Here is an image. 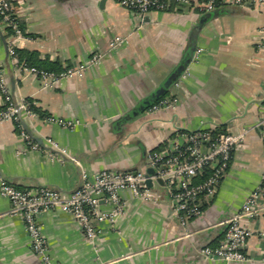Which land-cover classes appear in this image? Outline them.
<instances>
[{
  "label": "crops",
  "instance_id": "obj_1",
  "mask_svg": "<svg viewBox=\"0 0 264 264\" xmlns=\"http://www.w3.org/2000/svg\"><path fill=\"white\" fill-rule=\"evenodd\" d=\"M191 1L194 6L174 4L142 18L119 0H13L24 30L17 48L36 52L61 70L93 51L102 58L84 76L49 86L12 64L6 50L10 36L0 24V68L8 92L13 101L32 100L44 114L34 111L29 118L21 110L29 131L45 146L24 152L17 123L0 121V174L21 188L71 191L82 170H147V153L178 130L255 126L264 115V0L226 3L216 12L202 10V0ZM118 34L124 40L111 46ZM164 93L177 97L176 106L149 110ZM3 102L0 95V106ZM48 116L82 123L70 128ZM263 131L264 126L254 127L235 148L214 198L185 227L171 214L166 194L145 200L128 189L120 193L124 211L114 222L95 221L100 231L94 239L84 236L71 212L41 211L38 220L53 258L63 264H264V208L243 219L250 229L247 260L202 254L204 246L221 244L224 220L263 181ZM51 148L75 160L57 152L53 157ZM102 209L110 205L102 201ZM0 264H44L30 246L23 218L11 212L1 190Z\"/></svg>",
  "mask_w": 264,
  "mask_h": 264
},
{
  "label": "built area",
  "instance_id": "obj_2",
  "mask_svg": "<svg viewBox=\"0 0 264 264\" xmlns=\"http://www.w3.org/2000/svg\"><path fill=\"white\" fill-rule=\"evenodd\" d=\"M256 1L202 0L199 6L202 10L211 11L220 2L247 6L248 2ZM119 3L139 13L142 18L150 11H165L174 4L182 8L195 5L191 0H119ZM0 24L4 30H9L11 33L10 38L8 37V48L12 64L41 77L49 86L62 78L84 76L89 65L98 63L102 58L100 51H93L87 60L59 71L28 65L19 60L15 49L16 40L23 36L24 30L13 0H0ZM124 38L122 35H115L110 40V45L118 46ZM0 95L4 100L0 108V121L13 119L17 123L18 131L26 146L24 152L44 149L45 147L28 133L21 122L22 117L18 114V108H20L29 118L33 116L34 111L30 102L12 100L1 68ZM177 101L176 96L165 97L153 103L149 110L174 108ZM47 119L70 128L82 123L80 119H63L53 116H48ZM260 125L264 126V115L255 126H240L238 130L233 131L220 130L216 126H200L189 131L178 130L173 136L167 138L159 149L147 153V168L154 169L149 178L152 181L158 179L163 181L162 186L165 187L170 200L171 214L181 222L182 226H187L192 219L203 214L232 163L235 148L243 145L250 130ZM50 142L53 147H56L52 140ZM53 152H51L54 154L52 156L55 157L56 154ZM146 171L103 169L88 174L82 170L80 184L71 191L48 186L36 190L21 188L0 174V190L1 194L10 201L11 212L23 218L33 252L44 264H63L53 258L51 247L42 232L38 214L43 210L56 208L69 211L79 221L84 236L94 239L100 231L95 221L107 219L114 222L124 211V202L120 194L122 190L128 189L133 195L145 200L157 199V193L144 185L147 179ZM102 201L108 203L110 209H102ZM263 208L264 175L262 183L248 195L241 207L224 220V238L221 244L204 246L202 254L211 260L220 259L230 262L247 260L245 247L250 236V229L243 219L257 216ZM261 237L264 240V228L261 231Z\"/></svg>",
  "mask_w": 264,
  "mask_h": 264
},
{
  "label": "trees",
  "instance_id": "obj_3",
  "mask_svg": "<svg viewBox=\"0 0 264 264\" xmlns=\"http://www.w3.org/2000/svg\"><path fill=\"white\" fill-rule=\"evenodd\" d=\"M226 3H218L216 8L214 10H211V11H214L216 12V10L221 7L222 5H225ZM204 11H207V10H204ZM6 32V36H9V34H11L9 32V30H5ZM16 49V52L18 54V57H19V60L22 59V58H27L26 62L29 64V65H32V66H36V67H39V68H44V69H47V70H54V71H59L61 70L60 66L57 65V63H54V62H45V61H41L40 59H38V57L35 55L37 54L36 52H33V51H28V50H23V49H19V48H15ZM168 94L167 93H164V94H161L155 101H159L160 99L162 98H165L167 97ZM28 102H30V106L32 108L33 111H36L39 115L41 116H44V114L41 112V110L35 105V103L28 99L27 100ZM2 106H0L1 108ZM219 128V127H218ZM220 130H225V129H222V128H219Z\"/></svg>",
  "mask_w": 264,
  "mask_h": 264
},
{
  "label": "water",
  "instance_id": "obj_4",
  "mask_svg": "<svg viewBox=\"0 0 264 264\" xmlns=\"http://www.w3.org/2000/svg\"><path fill=\"white\" fill-rule=\"evenodd\" d=\"M6 50H7V54H9V48H8V42L6 41ZM18 114L21 116V109L18 108ZM23 126L26 128V130L30 133V135L35 139L37 140V142H39L40 144H43L42 140L37 138L36 136L32 135L31 132L29 131L25 121L22 119L21 120ZM45 147V146H44ZM50 149V148H49ZM54 152H57L58 154H60L62 156V158H69V159H72V160H75V158L71 157V156H66V154L62 153L60 150H55V149H52ZM154 172V169L153 168H147V171H146V176H147V179L144 181V185L148 188H150L151 190L155 191L158 195L159 198H162L164 197V195L166 194L167 195V192H166V189L165 187H163V181L161 179H158L157 181H152L150 178H149V175L152 174Z\"/></svg>",
  "mask_w": 264,
  "mask_h": 264
}]
</instances>
